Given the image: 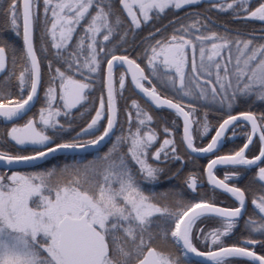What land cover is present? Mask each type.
<instances>
[{
    "label": "snow or ice",
    "instance_id": "1",
    "mask_svg": "<svg viewBox=\"0 0 264 264\" xmlns=\"http://www.w3.org/2000/svg\"><path fill=\"white\" fill-rule=\"evenodd\" d=\"M0 264H264V0H0Z\"/></svg>",
    "mask_w": 264,
    "mask_h": 264
},
{
    "label": "trees",
    "instance_id": "2",
    "mask_svg": "<svg viewBox=\"0 0 264 264\" xmlns=\"http://www.w3.org/2000/svg\"><path fill=\"white\" fill-rule=\"evenodd\" d=\"M180 15H183V12L180 13ZM165 23H167V21H165ZM201 163H205L204 161H201Z\"/></svg>",
    "mask_w": 264,
    "mask_h": 264
},
{
    "label": "flooded vegetation",
    "instance_id": "3",
    "mask_svg": "<svg viewBox=\"0 0 264 264\" xmlns=\"http://www.w3.org/2000/svg\"><path fill=\"white\" fill-rule=\"evenodd\" d=\"M239 142V141H238Z\"/></svg>",
    "mask_w": 264,
    "mask_h": 264
}]
</instances>
